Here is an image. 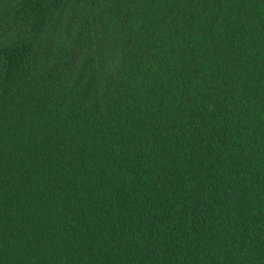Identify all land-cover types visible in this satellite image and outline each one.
Segmentation results:
<instances>
[{"label": "trees", "instance_id": "trees-1", "mask_svg": "<svg viewBox=\"0 0 264 264\" xmlns=\"http://www.w3.org/2000/svg\"><path fill=\"white\" fill-rule=\"evenodd\" d=\"M0 264H264V0H0Z\"/></svg>", "mask_w": 264, "mask_h": 264}]
</instances>
